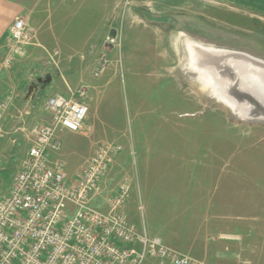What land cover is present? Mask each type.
<instances>
[{
	"label": "rangeland",
	"instance_id": "rangeland-1",
	"mask_svg": "<svg viewBox=\"0 0 264 264\" xmlns=\"http://www.w3.org/2000/svg\"><path fill=\"white\" fill-rule=\"evenodd\" d=\"M79 2L84 3L80 6L84 14L88 13L86 7L99 4V0ZM107 2L113 5L108 13L114 12L118 39L112 51L101 52L106 54L107 64L103 73L95 76H102L101 83L86 98L89 111L83 128L60 132L59 158L66 173L72 177L97 142L120 144L122 151L106 179L114 187L119 176L127 177L130 194L124 211L129 221L138 229L146 228L149 236L164 232L176 210L184 216L183 226L189 225L186 214L191 198L186 184L203 180L208 195L219 194L224 205L218 221L228 223L230 231L221 235L245 245L234 258L219 264H264L263 100L235 93L238 87L233 89L232 79L237 74L222 70L226 78L216 89L233 102L236 114L197 75L186 46L190 41L264 61V0ZM95 11L90 19L97 23L101 16ZM47 114L41 102L32 126L49 121ZM23 152L22 146L14 154L15 161L1 159L0 196L9 187L16 160ZM249 180L256 181L252 197L257 201V228L252 235L246 224ZM183 183L186 190L181 189ZM237 200L240 206L233 210ZM237 212L241 230L232 232L230 221H235L232 217ZM204 218L208 223L210 217ZM248 244L254 251L247 249Z\"/></svg>",
	"mask_w": 264,
	"mask_h": 264
},
{
	"label": "built area",
	"instance_id": "built-area-1",
	"mask_svg": "<svg viewBox=\"0 0 264 264\" xmlns=\"http://www.w3.org/2000/svg\"><path fill=\"white\" fill-rule=\"evenodd\" d=\"M5 64L25 54L34 31L24 16L10 26ZM107 56L95 59L92 74L105 70ZM87 88L69 96H47L49 121L22 130L29 146L7 193L0 196V264H208L183 254L156 236L139 232L124 206L129 182L119 176L111 187L106 175L122 151L120 144L97 142L90 156L70 177L63 161L59 132L80 131L89 107ZM11 95L0 100V138Z\"/></svg>",
	"mask_w": 264,
	"mask_h": 264
},
{
	"label": "crops",
	"instance_id": "crops-1",
	"mask_svg": "<svg viewBox=\"0 0 264 264\" xmlns=\"http://www.w3.org/2000/svg\"><path fill=\"white\" fill-rule=\"evenodd\" d=\"M83 4H80L79 0H0V100L8 94L11 95L9 108L2 121L7 134L0 138V161L1 159L15 161L14 154L23 146L24 154L16 160V171L29 146V141L22 130L32 126L41 102L43 111L47 114L44 103L50 94L69 96L71 91L79 86H87L88 97L89 93L97 88V84L101 83L102 76L95 77L92 74L94 61L101 52L112 51L111 47L118 39L119 30L112 19L114 12L108 13L109 10H113V5L107 0H99V4L86 7L84 9L88 10L86 14L81 13L80 6ZM95 10H99L101 16L97 23L90 19L96 14ZM18 16L27 19L33 28L34 39L26 47L24 56L11 65H6L4 60L9 30L13 20ZM113 29L116 33L112 40L109 36ZM55 157L59 158V152L54 155ZM239 183L240 181L237 184ZM205 184V181L200 179L186 184L189 185L187 192L191 198L186 214L190 217L187 219L189 225L186 228L183 226L184 216L176 210L174 218L170 221L171 225H168L164 232L154 236L183 254L206 263L219 264L226 259L234 258L235 252L240 247L245 248V245L242 241H229L221 235L230 231L228 223L224 225L221 224L222 220L218 221L224 205L219 194L208 195V190L203 187ZM247 185H251V188H248L247 193L246 224L248 233L252 235L257 228L255 222L257 201L256 197H252L256 181L249 180ZM183 186L184 183L181 184V189L186 190L187 186L184 188ZM9 187L2 194L7 193ZM238 194L236 192V195ZM239 206L237 200L233 202L232 209L237 210ZM262 215L264 218V214ZM206 216L210 217L208 223L204 218ZM232 218L235 221H230L231 231L238 232L241 230V226L237 228L238 221L241 220L239 212ZM135 228L139 232L147 233L144 227ZM226 245L231 247L229 251L224 250ZM247 249L254 251L250 244L247 245ZM146 261L156 264L153 259Z\"/></svg>",
	"mask_w": 264,
	"mask_h": 264
},
{
	"label": "bare ground",
	"instance_id": "bare-ground-1",
	"mask_svg": "<svg viewBox=\"0 0 264 264\" xmlns=\"http://www.w3.org/2000/svg\"><path fill=\"white\" fill-rule=\"evenodd\" d=\"M186 46L189 50L191 66L194 68L197 75L206 80L213 89V92L215 91L217 98L229 106L236 114H238V112L233 102L225 98L224 95L216 89L218 84L221 83L220 80L222 81L226 78L222 70H225L224 72L232 71L233 73L231 76L237 74L232 79V85L235 84V88L233 89H237L238 87V90H234L235 93L255 96L259 100H263L262 104H264V61L253 58L243 52L205 48L190 41L186 43ZM219 64H222L224 67H220ZM214 71L218 74V77ZM251 77H254L256 80L253 81Z\"/></svg>",
	"mask_w": 264,
	"mask_h": 264
},
{
	"label": "water",
	"instance_id": "water-1",
	"mask_svg": "<svg viewBox=\"0 0 264 264\" xmlns=\"http://www.w3.org/2000/svg\"><path fill=\"white\" fill-rule=\"evenodd\" d=\"M115 33H116V32H115V30L113 29V30L111 31V33H110V36H109L110 39H112V40L114 39V37H115ZM253 58H254V57H253ZM256 59H257V58H256Z\"/></svg>",
	"mask_w": 264,
	"mask_h": 264
}]
</instances>
